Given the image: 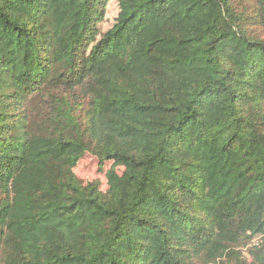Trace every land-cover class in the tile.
<instances>
[{
  "label": "trees",
  "instance_id": "obj_1",
  "mask_svg": "<svg viewBox=\"0 0 264 264\" xmlns=\"http://www.w3.org/2000/svg\"><path fill=\"white\" fill-rule=\"evenodd\" d=\"M109 1L0 0V264H264V0Z\"/></svg>",
  "mask_w": 264,
  "mask_h": 264
},
{
  "label": "rangeland",
  "instance_id": "obj_2",
  "mask_svg": "<svg viewBox=\"0 0 264 264\" xmlns=\"http://www.w3.org/2000/svg\"><path fill=\"white\" fill-rule=\"evenodd\" d=\"M252 0H236V2H242V4H251ZM117 14V0H110L105 9V19L100 25L102 29H107L113 22ZM111 167L110 163H105L100 168L98 161L90 155H85L83 159L78 163L74 169V173L82 182L100 181L101 190L106 189L105 172Z\"/></svg>",
  "mask_w": 264,
  "mask_h": 264
}]
</instances>
